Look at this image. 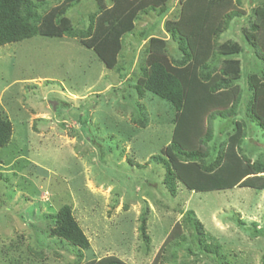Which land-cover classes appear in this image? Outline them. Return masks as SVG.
Returning a JSON list of instances; mask_svg holds the SVG:
<instances>
[{"label": "rangeland", "instance_id": "obj_1", "mask_svg": "<svg viewBox=\"0 0 264 264\" xmlns=\"http://www.w3.org/2000/svg\"><path fill=\"white\" fill-rule=\"evenodd\" d=\"M47 1L53 6L61 0ZM261 1L231 0L226 11L239 15L218 42L236 41L242 48L228 55L241 64L236 81L241 109L234 125H242L243 136L237 152L264 163L263 132L245 115L250 99L246 75L260 74L263 62L242 33ZM184 2L166 0L169 10L163 17L156 10L141 14L139 9L131 26L119 33L113 56L97 40L86 46L78 37L58 35L38 34L0 45V109L12 123L11 139L0 148V264H264V189L258 187L259 179L202 190L178 180L172 195L163 183L164 168L151 158L163 154L173 140L178 113L167 100L140 90L142 67L159 60L171 68L181 58L164 23L180 17ZM97 4L79 0L67 16L85 29ZM214 18L211 13L206 17L208 28ZM148 32L166 40L165 55L147 51L149 38L143 35ZM262 38L260 50L264 34ZM196 44L197 50L198 40ZM206 52L205 46L198 60ZM223 58H214L215 67ZM189 64L181 70L197 74L198 68L191 70ZM224 100L208 106H222ZM206 118L202 122L198 105L183 114L189 140L198 131L192 129L194 123L202 124L205 133ZM223 123L221 118L212 121L208 161L233 132L220 133ZM235 156L229 155L225 168L230 166L238 177L243 167ZM64 204L71 206L90 243L80 250L81 259L76 247L50 235L53 223L47 215ZM188 210L202 224V244L186 217ZM143 213L147 242L139 230Z\"/></svg>", "mask_w": 264, "mask_h": 264}, {"label": "trees", "instance_id": "obj_2", "mask_svg": "<svg viewBox=\"0 0 264 264\" xmlns=\"http://www.w3.org/2000/svg\"><path fill=\"white\" fill-rule=\"evenodd\" d=\"M78 1L61 0L56 5L48 6L47 0H0V45L19 42L38 34L58 35L78 37L86 46L92 43V40H97L104 52L113 56L119 33L131 26V18L139 9L141 14L148 10H156L160 17L169 10L165 4L166 0H109L110 6H106L103 0H97L98 8L90 13L88 25L84 29L75 27L67 16L69 7ZM230 4L231 0H185L180 17L177 20H166L164 23L166 32L177 43L181 58L175 61L171 68L159 60L152 62L148 67H142L144 83L140 85V90L149 91L167 100L178 113L173 140L165 146L163 154L151 157L164 168L163 183L172 195L176 192L178 180L189 189L202 190L233 187L240 183H249L251 179H259L258 187L264 189V163L250 161L245 156L240 157L237 152L243 136L242 125H234L236 124L234 119L241 109L239 107L241 92L236 83L240 77L241 64L239 59L228 58V55L240 53L242 48L236 41L218 42L219 35L227 30L230 22L239 15L236 10L226 11ZM217 7L220 8L219 11ZM210 13L215 15V18L208 28L206 17ZM191 21L192 23L196 21V24H192ZM263 30L264 0L252 9L248 25L242 29L245 40L263 62L260 74L246 75L250 99L245 106V115L260 127L264 135V109L261 108L264 104V50L259 49V47L262 48ZM143 36L149 38L147 45L149 53L166 54L165 39L154 36L150 32ZM197 40L196 50L194 48ZM211 43L213 46L209 54ZM205 46L207 52L201 60H198L197 55L203 52ZM217 56L224 58L220 65L215 67L214 58ZM101 59L107 60L110 64L113 62V58L101 57ZM188 62L192 63L189 64V67H192L191 70L198 68L197 74L193 70H188L189 72L181 70V67ZM221 98H225L222 106H208L209 102L221 100ZM196 105L200 109L202 122L207 115L208 127L202 135V124H192V129L198 128V131L194 132V138L189 140L190 136L185 131L182 116L187 110L196 108ZM217 118L224 120L219 128L220 133H225L231 128L233 132L221 144L214 158L208 161L210 154L208 142L213 135L211 124ZM11 136L12 123L0 109V148L7 145ZM230 154L236 155L240 164L238 166L243 167L238 177H234V171L230 169V166L225 168ZM227 179L230 180L227 181ZM185 214L187 219L193 222L197 238H201L202 224L194 217L193 211L188 210ZM47 217L53 223L50 235L76 247L79 250L78 257L83 258L80 250L89 249L90 243L75 219L71 206L64 204ZM140 220L139 230L142 239L147 242L149 238L146 233L144 213ZM201 240L199 239L200 244H202ZM80 263L82 262L79 260L75 264ZM104 264L122 263L110 260Z\"/></svg>", "mask_w": 264, "mask_h": 264}]
</instances>
